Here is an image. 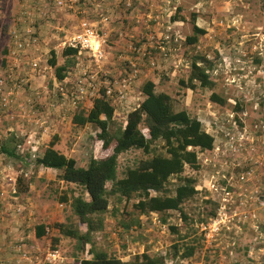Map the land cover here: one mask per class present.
<instances>
[{
  "label": "rangeland",
  "instance_id": "rangeland-1",
  "mask_svg": "<svg viewBox=\"0 0 264 264\" xmlns=\"http://www.w3.org/2000/svg\"><path fill=\"white\" fill-rule=\"evenodd\" d=\"M23 1L0 0V73L3 70L2 61L5 60V49L8 45V31L12 27L22 26L16 24L15 18ZM263 1L132 0L129 7L125 5L126 0L118 1L119 7L111 12L112 17L109 16L112 19L111 25L120 26V22L128 20V16L136 15L132 19V27L136 29L122 37L123 51L111 58L112 65L105 64L106 71L112 70L117 75V72L127 64V58L136 59L135 52H129L130 49L126 51L127 45L136 50L145 48L155 65L149 68L145 60L137 61L141 70L140 76L145 72L154 76L155 91L169 95L174 110L183 109L189 117L199 120L205 132L213 136L214 142L210 150L197 153V170L188 167L183 170L182 175L193 178L197 188V195L182 206L187 216L185 221L177 212L167 213L164 224L160 223L157 215L150 214L140 217L138 226L134 224L128 232H123L112 217L104 215L103 228L93 233L91 237L93 250L103 251L122 261L130 260L133 256L146 251L160 257V264H167L169 260L172 264H259L258 262L264 264ZM139 6L145 7L144 10H137ZM116 12L119 17L115 19ZM96 17L95 14L56 12L52 8L42 19H38L35 14L29 17L27 25L33 27L36 32L42 30L39 29L40 26L43 28L41 32L43 36L40 35L38 50L35 53L36 56L38 54L40 56L39 70L42 72L40 82L46 93L39 94L41 102L38 103L33 96L37 90L41 92L42 87L37 85V81H31L33 83L30 87L25 88L18 98H33L32 120L46 119L48 133L41 140L39 129L17 118L13 109L0 107V137L7 140L9 147L19 142L23 144V140L29 134L34 143L33 151L43 150L54 137L55 150L74 159L77 166L85 167L91 156L95 158L102 156L99 143H95L93 126H74L70 122V112L64 109L55 111L53 91L51 94L53 73L45 66L50 51L55 52L57 62L60 64L62 59L58 53L62 49L63 37L76 32L81 19L92 22L91 20H97ZM193 25L202 33L197 36L193 45L185 44V37L191 36ZM115 36L117 38L118 34L115 33ZM112 41L110 39L109 42L106 41V48L112 45ZM159 41H162L166 49V58L155 49ZM194 56L203 58L204 61L198 65L206 67L205 72L214 83L211 89L189 90L178 85V80L185 78L189 61ZM178 60L179 66L174 69L172 62ZM211 93L222 98L224 103L219 105L211 102L209 100ZM141 97L135 89L133 97L129 98L123 107L115 109L111 124L113 130L123 125L126 112L133 108ZM239 136L242 138L241 141H238ZM231 146L236 147L235 152H232ZM216 147L218 152L214 151ZM23 148L25 149L26 145H23ZM17 155L21 154L18 152L13 157L6 158L20 173L21 193L24 198L19 200V203L30 209L29 220L37 216L36 222L47 226L72 222L74 220L70 208L72 198L80 196L87 200L82 188L56 180L55 172L52 170H35L23 160H16ZM148 157L139 150H130L119 155L116 178H120L126 168H133L139 160ZM241 174L244 178L247 177L248 181H239ZM220 175L225 179L231 175L234 189L237 192L239 187L246 189V196L237 197L229 188L222 192L216 185H214L216 190L209 189L211 184L219 181ZM204 184L206 189L203 187ZM254 189L257 191L256 194L248 193ZM223 198L227 201H221ZM132 202L133 200L121 202L118 208L127 212ZM220 204L224 206L220 212L225 213L226 219L228 216L231 217L233 212L242 211L253 214L254 218H249L244 223L238 221L237 217L232 218L226 223L228 230L220 228L216 240L208 244L200 232V227L215 218ZM209 213L212 215L208 216ZM170 225L175 226L176 233L169 230ZM78 229L80 233L84 231L83 226ZM55 234L56 232L49 228L44 240L36 244L37 247L28 244L32 252L30 255L40 256L46 249L57 250L62 264L71 263L74 256L90 257L88 255L90 245H85L84 250L79 252L74 240L69 238L59 236L57 243L52 245L51 238ZM173 244L178 248L175 254L172 250ZM51 245L54 248H51ZM190 246L194 248L192 254L182 257L185 248Z\"/></svg>",
  "mask_w": 264,
  "mask_h": 264
},
{
  "label": "trees",
  "instance_id": "trees-1",
  "mask_svg": "<svg viewBox=\"0 0 264 264\" xmlns=\"http://www.w3.org/2000/svg\"><path fill=\"white\" fill-rule=\"evenodd\" d=\"M200 33L201 30L193 25L192 34L185 37L184 43L193 45ZM76 55V50L60 49L58 56L62 62L59 64L55 52L50 51L45 66L52 70L54 79L60 81L74 69ZM203 61L198 56L190 59L185 78L178 80L180 87L189 90L213 87V81L205 72L206 67L198 65ZM2 63L4 65L5 62ZM138 92L142 99L126 112L119 129L113 130L111 127L115 107L109 100L95 99L88 109L77 108L70 113L72 125L94 127L95 143H99L102 153L101 157H89L85 167L77 166L74 159L53 149L56 142L54 137L33 156L28 154L27 149L19 152L17 147L22 145L21 142L9 147L7 140L0 137V149L6 156L13 157L19 152L21 155H17L16 160H23L35 170H52L56 180L81 187L86 194L87 200L75 196L70 202L74 222L31 227L36 239L44 237L49 228L53 229L56 234L51 238L52 245L57 243L59 236L74 240L79 252L84 250L85 245H90L89 258L74 256L72 262L66 264H160V257L146 251L122 261L103 251L93 250L92 234L103 228L104 215L112 217L123 232H128L134 224L138 226L140 217L150 214L157 215L163 224L169 212H177L183 221L187 219L182 206L197 195V188L195 180L182 173L185 167L194 171L198 169L197 153L210 150L214 138L205 132L199 120L189 117L185 110H174L171 97L164 92H156L154 82L143 81ZM209 100L219 105L224 103L215 93L210 94ZM130 150H139L149 157L139 160L133 168H126L117 179V159ZM21 191L19 178L18 193ZM130 200L133 202L129 211L123 212L118 208L121 202ZM80 226L84 227L82 233L78 229ZM168 228L173 233L177 232L175 226ZM52 245L51 248H54ZM172 250L173 254L178 251L176 244L172 245ZM193 250L192 246L185 248L182 257L191 255Z\"/></svg>",
  "mask_w": 264,
  "mask_h": 264
},
{
  "label": "built area",
  "instance_id": "built-area-1",
  "mask_svg": "<svg viewBox=\"0 0 264 264\" xmlns=\"http://www.w3.org/2000/svg\"><path fill=\"white\" fill-rule=\"evenodd\" d=\"M107 0H24L19 8L16 24L22 25L20 28L12 27L8 31V45L5 50V60L3 70L0 73V107L5 109H13L17 118L31 124L35 129L40 130V135L48 133L46 119L32 120L33 113V98H36L40 103V93H45L46 89L42 86V91L34 92L33 98H18L22 95L25 88H29L31 81H37L42 78V72L39 70L40 56H36L40 38L38 32L33 27L27 25L29 17L36 15L38 19L46 16L50 8L56 12H77L78 14H87L88 9H92L97 16V22L100 24H108L109 16L105 14L102 7ZM132 0H126V6L129 7ZM30 23V22H29ZM97 24L89 22L87 19L79 21L77 31L63 37L61 48H69L77 51L76 65L62 80H51L53 98L55 99V109H64L70 113L77 108L86 110L91 106L95 99L109 100L111 104L117 107H123L128 100V96L138 77L141 75L139 64L137 61H146L149 68L154 67L153 58L150 53L143 48L136 50L130 46H126V51L135 52L137 57L134 60L127 58V64L122 70L116 74L113 71L104 69L107 63L106 38L99 34L96 28ZM166 38V37H165ZM158 53L164 58L167 57L166 49L162 45V41L157 43L155 47ZM179 60L172 62V67L177 69ZM44 69V68H43ZM37 89V88H36ZM62 110V111H64ZM32 121L33 123H31ZM33 128V129H34ZM36 133V132H35ZM1 139V138H0ZM242 138L239 136L238 141ZM23 145H26L28 152L33 156L35 151L34 143L28 134L23 144L17 149L21 153ZM29 147H32L31 149ZM240 147V145H238ZM232 152L236 151V147H232ZM17 150V151H18ZM218 152V148H214ZM238 167V166H236ZM248 174V173H246ZM20 173L16 171L6 155L0 149V264H54L61 263L60 256L57 250L46 249L40 256L30 255L31 248L26 242L24 229L27 226V221L31 216V211L28 208L20 205L18 193V179ZM239 181L246 182L248 178L240 175ZM231 175L225 179L223 175L219 176V181L211 184L209 189H214V185L219 187V190L225 192L228 188L237 197H245L246 189L238 188V192L234 189ZM203 187L206 189L205 184ZM248 193L256 194L257 191H248ZM227 194V193H226ZM221 201H227L223 198ZM224 206L220 204L215 218L206 225H201L200 232L202 233L205 242L210 244L216 239V235L220 228L224 227L228 230L226 223H229L232 218L237 217L238 221L246 222L249 218H254L253 214L248 212H233L231 217L222 211ZM226 221V222H225ZM257 226L255 229L257 230ZM26 233V230H25ZM261 264L260 262H258ZM167 264H172L168 261Z\"/></svg>",
  "mask_w": 264,
  "mask_h": 264
},
{
  "label": "crops",
  "instance_id": "crops-1",
  "mask_svg": "<svg viewBox=\"0 0 264 264\" xmlns=\"http://www.w3.org/2000/svg\"><path fill=\"white\" fill-rule=\"evenodd\" d=\"M119 0H107L106 1V3L104 4V6L102 7V10L106 13V14H108V16H111L112 17V13L111 12H113V11H116V8H118L119 6V2H118ZM144 8L145 7H143V6H139L138 7V9L137 10H144ZM138 12V11H137ZM93 14H95L96 15V13L92 10V9H88V12H87V15H93ZM134 16H136V15H133L132 17L131 16H128V20H125L124 22H120V24L124 27V28H122V26L120 25V26H117V25H115V26H112L111 25V21H112V19H111V17H109V23L108 24H106V25H104V24H100V23H98L97 21H94V20H91L92 21V23L93 24H97V26H96V28L98 29V31H99V34L100 35H102L104 38H106V41L108 40V42H109V39L112 41V45H108L107 46V57H108V65H112V62L110 61L111 60V58L115 55V54H118L120 51H123L122 50V43H121V41H122V37L123 36H127L128 34H130L131 33V31H134L136 28L135 27H132V25H133V20L132 19H134ZM138 16V15H137ZM116 17H119V14H118V12H116V13H114V18L116 19ZM97 18V17H96ZM136 20H134V22H135ZM136 23V22H135ZM44 26V25H43ZM41 28H39V29H42V30H40V31H38V36H39V38H40V35L41 36H43V34H41V32H43V28H42V26H40ZM120 30H123V31H120ZM115 33H117L118 34V37L116 38V36H115ZM133 35L134 36H136V34L135 33H133ZM6 50V49H5ZM110 61V62H109ZM104 69H106L105 68V66H104ZM109 70V69H108ZM110 71H112V70H110ZM40 79L41 78H39V79H37V85H39L40 87H42V83L40 82ZM53 79V78H52ZM145 80H150V81H152V82H154L155 83V77L154 76H152L149 72H145L142 76H140L136 81H135V83H134V85H133V91L132 92H130V95L128 96V99L129 98H132L133 97V92L135 91V89L137 90V92H138V89H139V86H140V84L143 82V81H145ZM42 91V90H41ZM46 93V92H45ZM138 95H139V92H138ZM141 96V95H140ZM141 99H142V97H141ZM140 99V100H141ZM139 100V101H140ZM52 110H54V109H52ZM55 111H57V109H55ZM27 137H28V135H27ZM42 138H41V140H43V137H44V135L43 136H41ZM42 143V142H41ZM53 149H55V146H53ZM46 170H48V169H46ZM24 198V196H23V193H20L19 194V200H21V199H23ZM40 217H42L41 215H40ZM36 220H37V216L36 217H34V218H32V219H30L29 221H28V223H27V226H26V228L24 229V234L26 235V242H27V244H32V245H35L36 246V244H38V243H41L42 242V240H44V237H42V238H39V239H36L34 236H33V234H32V228L31 227H33V226H35V225H37V224H40V222H36ZM25 230H26V233H25ZM0 240H1V238H0ZM37 247V246H36Z\"/></svg>",
  "mask_w": 264,
  "mask_h": 264
}]
</instances>
